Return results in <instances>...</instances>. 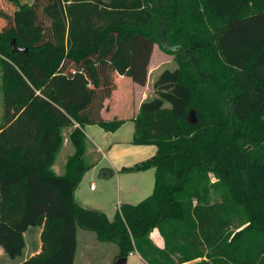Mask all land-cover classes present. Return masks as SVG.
I'll return each instance as SVG.
<instances>
[{
  "label": "trees",
  "instance_id": "16d2710c",
  "mask_svg": "<svg viewBox=\"0 0 264 264\" xmlns=\"http://www.w3.org/2000/svg\"><path fill=\"white\" fill-rule=\"evenodd\" d=\"M0 8L6 57L0 125V248L22 256L24 234L41 227V250L14 264H73L77 229L136 251L147 264H264V0H165L171 37L154 96L135 116L131 144L155 153L124 172L154 169L153 189L122 203L113 220L79 205L90 165L85 125L103 117L116 76L143 85L154 43V0H9ZM153 3V4H152ZM167 41V37H165ZM192 112L193 116L188 117ZM74 148L52 170L63 142ZM212 177L214 179H212ZM157 229L164 246L150 238Z\"/></svg>",
  "mask_w": 264,
  "mask_h": 264
},
{
  "label": "rangeland",
  "instance_id": "374dc122",
  "mask_svg": "<svg viewBox=\"0 0 264 264\" xmlns=\"http://www.w3.org/2000/svg\"><path fill=\"white\" fill-rule=\"evenodd\" d=\"M28 0H18V2H24ZM155 4L157 5V8L155 9V21L154 26L155 30L157 32L158 36V43L155 44V52L154 54L151 53L154 59V67L153 72L151 74L150 79L153 80L152 83H150V89L147 90L146 88L143 89L142 96L144 97L145 93L149 92L152 96L155 94V89L153 87L154 81L157 79L159 74L163 70H174L177 68V61L175 59L174 54L168 53L165 50L162 49V43L166 45L167 47L170 45L168 43V39L171 37L172 30L170 28L171 19H166L163 15H161V11H164L166 9V1L165 0H154ZM153 4V3H152ZM16 5L9 1V0H0V8H2L6 12H11ZM5 20L0 17V27L3 26ZM167 37V41L165 39ZM162 42V43H161ZM150 55V57H151ZM6 57H4L2 54H0V125L2 123V116H3V105H4V92L5 88L8 86L7 79H3V69H4V62ZM150 61V59H149ZM148 72V70H147ZM147 79V74H146ZM146 82V80H145ZM125 85V84H123ZM140 85V84H139ZM145 85V83L143 84ZM132 88V87H131ZM129 88V89H131ZM133 92L131 95L128 94L127 97L121 99L117 95V105H115L114 109L116 111H124L127 113L128 116H133L134 114V99L139 98L141 91L137 94V92H134V89L132 88ZM125 100L129 104H127V107L125 106ZM133 101V103H132ZM126 102V103H127ZM110 112V110H109ZM71 127H65L62 129V137L63 142L56 154L55 163L57 164V168L61 170L60 172L63 173L65 170V164L67 159L70 155H72L74 148L71 145V143L67 142L64 143V138L68 137ZM132 125L130 123H126L122 128L118 131V137L121 139V145L120 148H127V146L130 148V144L127 142L131 138L132 135ZM86 131L93 135L97 143L101 144V147L103 148V154L102 153H96V161H100L97 165L96 162L93 161V153L92 150H89L87 143L85 144V161L90 165V168L88 172L86 173L85 179L81 182L79 189L76 191L75 199L76 202H79L81 206L86 207L88 209H95V210H103L109 220H113L116 209L119 208L121 205L120 203H124L125 201H130L134 204L138 203L141 199H143L145 196H132V198H126V193H124V184L123 182L131 183L132 180L131 176H136V174H121V185H120V194H118L117 190V182L115 178V172L114 169L112 171V175L108 177V180H103L98 174L99 171L104 169V167H110L112 165H119V161H123L124 163H127L128 161L132 160L135 155L134 153H120L117 155H111L108 151V146L103 145L102 141H104V131L101 129L97 124L93 126H88L86 128ZM95 133V134H94ZM107 134V133H105ZM116 137V138H118ZM113 138L109 135V140ZM69 140V138H68ZM70 144V145H69ZM89 150V153H88ZM106 155V158L105 156ZM107 158L110 160H107ZM134 161V160H132ZM122 162V163H123ZM118 163V164H117ZM212 179H214L212 177ZM89 185H93V188H96V191L90 192L89 191ZM153 188V186H152ZM151 188V190H152ZM150 190V191H151ZM150 193V192H149ZM120 204V205H119ZM153 232V231H152ZM35 232L32 230L27 234V251L31 249V246L34 245V238H35ZM154 233V232H153ZM151 235V233H150ZM152 236V235H151ZM154 236V235H153ZM77 249H76V255L74 259V264H114L116 261V255H117V246L113 242H104L97 238L96 234L93 231H89L86 229L78 228L77 229ZM153 243H155V236L151 237ZM139 254V253H138ZM140 255V254H139ZM22 256L16 257L15 259H9L3 252L0 250V264H14L21 261ZM128 264H144L142 261L138 259L137 256L135 257H129Z\"/></svg>",
  "mask_w": 264,
  "mask_h": 264
},
{
  "label": "crops",
  "instance_id": "0c3cea01",
  "mask_svg": "<svg viewBox=\"0 0 264 264\" xmlns=\"http://www.w3.org/2000/svg\"><path fill=\"white\" fill-rule=\"evenodd\" d=\"M154 52H155V44L153 45L152 54H154ZM153 63H154V59H153V56L151 55L150 61H149L148 66H147L148 72H147V79H146L145 85H139L138 83L132 81L130 77L121 76V75L120 76L119 75L116 76V78H115V80H116V89L113 91L111 96L106 100L105 107L101 111V115L103 117L109 118L111 116H119V117H121V118H123L125 120L124 123L117 130H115L114 132H106V131L103 130L104 131V136H102V137H103L104 141H102L103 142L102 144L105 145V146H108V151L107 152H110V154L112 156L120 154L121 152L123 154L124 153L128 154V153H131V152L134 153L135 157L132 159L134 161L130 160L127 163H124L123 161H122L123 162L122 163L121 161H119V163H120L119 165H112L111 164L110 165L111 168L110 167H104V169L101 170V172L99 171L98 175L103 180L107 181L108 177H110L112 175V171L113 170H111V169H114L115 178H116V182H117V190H118V194H120V190H121L120 189L121 188L120 187V185H121L120 175L121 174H125V173H129V174L131 173V174H134V175L136 174V176H131L130 180H132V181H131L130 184L127 183V182H123V184H124L123 189H124V193H126V196H125L126 198H132L133 195L134 196H145L146 197L147 195H149L151 193V191H152L151 188H152L153 183H154V169H148V170L141 171V172H124V171L121 170V168L122 167L131 166V165H133V164H135V163H137L139 161H142V160L152 156L155 153V151H156V146H154V145H133V144H131V139H132V135H131V138L127 139V140H129L127 142L131 145L130 148L128 146H127V148H120V147H122V145H121V139L117 136L118 135L117 134L118 131L126 123H130L132 125L131 131H132V134H133L134 123L132 121V118H130L131 116H128L127 113H125L124 111H121V112L120 111H116L114 109V107H115V105L118 104V102L116 103V101L119 99V98L117 99V95H118V97H120L121 99L124 100V98L127 97L128 94L131 95V93L133 92V90H132V88H133L134 92H137V94L139 93V91H141V94H140L139 98H135L134 99V114H133V116H135L137 114L141 102L143 100L147 99V98L152 97V95L149 92H147V94L145 93V95L143 97L142 96V92H143L144 88H146L147 90L150 89V83H152V81H153V80L150 79V77H151V74L153 72L152 71L153 67L155 65ZM123 84H125V85H123ZM129 88H131V89H129ZM126 102L127 101L125 100V104H126L125 106L127 107V104H129L130 101L128 100V102L127 103ZM132 103H133V101H132ZM109 110H110V112H109ZM93 125H95V124L85 125L82 128V130H83V132H84V134L86 136L87 146H88L89 150H92V153L94 155L93 159H92L93 161H91V162H93V163L96 162L95 164L97 165L100 161L99 162L96 161L95 154L98 153V152L103 154V148L101 147V144L97 143V141L95 140L93 135H91L90 133H88L86 131V128L88 126H93ZM105 133H107V134H105ZM109 135L113 137L110 140H109ZM116 137H118V138H116ZM68 141H69L68 137H65L64 138V143H67ZM89 150H88V153H89ZM104 156L106 158V155H104ZM107 160L109 161V164H110V160L108 158H107ZM55 162L52 165V170L56 174H62L60 172L61 170H59L57 168V164ZM87 172H88V170L84 173L79 185L75 189L74 198H75L76 191L79 189V186H80L81 182L85 179ZM90 186L91 185H89V191L90 192L96 191V188L90 189ZM77 203L80 205L79 202H77ZM124 203H132V202L125 201ZM120 204H122V203H120ZM132 204H134V203H132ZM84 208H86V207H84ZM31 230H32V232L33 231L35 232L34 233L35 234V238H34V243L35 244L32 245L31 249L27 251V247H28L27 234H29V232ZM41 230H42L41 227L31 228L24 234V236H25V248H24V251H23V255H22L21 261L26 260L29 257L34 256V255H36L37 253L40 252V250H41V241H40ZM153 232H151L152 236L150 235V238L155 236L156 245L158 247L162 248L164 246V242H163L162 236L160 235V233H159V231L157 229H154ZM0 250L2 252L1 248H0ZM132 253H133L132 257L137 256L138 259L140 261H142V263L147 264L141 258V256L138 254V252L133 251ZM129 257H131V255H128L126 257V264H128ZM21 261H19V262H21Z\"/></svg>",
  "mask_w": 264,
  "mask_h": 264
},
{
  "label": "water",
  "instance_id": "95a60500",
  "mask_svg": "<svg viewBox=\"0 0 264 264\" xmlns=\"http://www.w3.org/2000/svg\"><path fill=\"white\" fill-rule=\"evenodd\" d=\"M193 116L192 112L188 113V117ZM114 264H126V257H119L116 259Z\"/></svg>",
  "mask_w": 264,
  "mask_h": 264
},
{
  "label": "built area",
  "instance_id": "2783aa9c",
  "mask_svg": "<svg viewBox=\"0 0 264 264\" xmlns=\"http://www.w3.org/2000/svg\"><path fill=\"white\" fill-rule=\"evenodd\" d=\"M90 189H93V185L90 186ZM133 253L130 252L129 255H132Z\"/></svg>",
  "mask_w": 264,
  "mask_h": 264
}]
</instances>
